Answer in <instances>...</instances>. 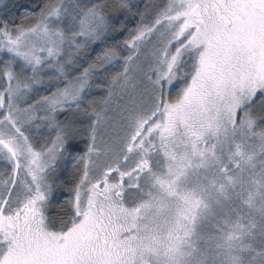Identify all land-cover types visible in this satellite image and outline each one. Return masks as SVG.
<instances>
[{"label":"snow or ice","instance_id":"obj_1","mask_svg":"<svg viewBox=\"0 0 264 264\" xmlns=\"http://www.w3.org/2000/svg\"><path fill=\"white\" fill-rule=\"evenodd\" d=\"M0 264H264V0L6 12Z\"/></svg>","mask_w":264,"mask_h":264},{"label":"trees","instance_id":"obj_2","mask_svg":"<svg viewBox=\"0 0 264 264\" xmlns=\"http://www.w3.org/2000/svg\"><path fill=\"white\" fill-rule=\"evenodd\" d=\"M41 0H4V3H6L8 5L7 10L4 9L3 4H0V18H4L6 12L7 14H10L12 16H15L16 13H19L20 16L25 15L26 13H28L30 10H34L35 6L40 4ZM163 0H131V3L136 4L139 6V9L142 11L143 10V6L147 3H152V4H159L162 3ZM127 24L130 27H135L136 24V18H132L129 17L127 20ZM127 35V30L124 33H117L116 36L119 39H123L125 38ZM114 42V38H109V43H113ZM92 48L97 49V51L100 50V47L98 44H94L91 46ZM93 59L95 58L96 52H92L91 53ZM77 147L81 150H83V142L82 141H78L77 142ZM65 165L71 169L72 164H75L76 161L75 160H71V161H65L64 162ZM62 196L64 198H67L68 193L67 192H62Z\"/></svg>","mask_w":264,"mask_h":264}]
</instances>
